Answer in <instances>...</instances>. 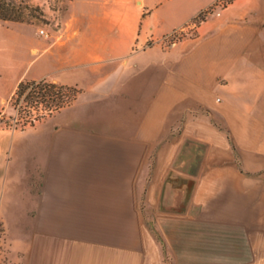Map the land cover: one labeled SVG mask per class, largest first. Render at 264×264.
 <instances>
[{
    "label": "crops",
    "instance_id": "0c3cea01",
    "mask_svg": "<svg viewBox=\"0 0 264 264\" xmlns=\"http://www.w3.org/2000/svg\"><path fill=\"white\" fill-rule=\"evenodd\" d=\"M216 1L70 0L47 37L0 20L1 115L21 82L76 91L0 130L13 264H264V0Z\"/></svg>",
    "mask_w": 264,
    "mask_h": 264
},
{
    "label": "rangeland",
    "instance_id": "374dc122",
    "mask_svg": "<svg viewBox=\"0 0 264 264\" xmlns=\"http://www.w3.org/2000/svg\"><path fill=\"white\" fill-rule=\"evenodd\" d=\"M8 2L17 4H21L20 9L22 12V21L27 23H32L38 26L40 29L44 30V34L49 35L52 32V29H56L57 26L63 27L64 29L69 30L72 25V19L70 17L69 12V1L70 0H7ZM212 11L211 8L207 9ZM29 35H34V30L29 28ZM182 33V32H181ZM181 36V34L179 35ZM47 37V36H46ZM28 57H24V60H28ZM43 91H46V94H50V91L55 96L54 92L57 89L54 88H46ZM42 91V92H43ZM64 95H66L67 102L69 103L73 96H75L76 91L72 88H63L61 90ZM27 94V92L19 97L18 100H14L10 97L6 104V109L1 116L0 114V130H13L14 128H23L32 124L36 120H40L46 115L50 114V99H39L38 97L34 98H26L23 100V97ZM16 96L14 95V98ZM54 100L60 102V100H65L60 97H55ZM53 104V103H52ZM3 222L0 219V264H13L8 257V247L6 241V234L3 228Z\"/></svg>",
    "mask_w": 264,
    "mask_h": 264
},
{
    "label": "trees",
    "instance_id": "16d2710c",
    "mask_svg": "<svg viewBox=\"0 0 264 264\" xmlns=\"http://www.w3.org/2000/svg\"><path fill=\"white\" fill-rule=\"evenodd\" d=\"M19 5L21 4H17L16 6L14 3L8 2L7 0H0V20L3 21L21 20L22 12ZM46 88L57 89V91L54 92L55 96L52 94L51 91L50 94L49 93L46 94V91H43ZM63 88L66 89V87H60L55 84L49 83L45 80L38 79V80L26 81L18 84L16 92L14 93L16 97L14 98V95H12L13 96L12 98L14 100H18L19 97L21 98V96L27 92V94L23 97V100H26L27 97L28 98L38 97L40 100L43 99V101H45L46 99H50L49 111L53 112L54 110L59 109L68 103L66 95H64L63 92L61 91L63 90ZM55 97L57 98L60 97L62 99L65 98V100H60V102H57V100H54ZM31 122H29L30 125H32Z\"/></svg>",
    "mask_w": 264,
    "mask_h": 264
},
{
    "label": "built area",
    "instance_id": "2783aa9c",
    "mask_svg": "<svg viewBox=\"0 0 264 264\" xmlns=\"http://www.w3.org/2000/svg\"><path fill=\"white\" fill-rule=\"evenodd\" d=\"M231 0H217L216 1V5L219 7H223L226 5L227 2H229ZM208 12L207 9H205L204 11L200 12V14H198L197 18H201L202 16H204L206 13ZM264 20V17H263ZM39 33L40 34H44L43 30L39 29ZM181 34V30H173L172 32H169L168 34H166L165 36H163V40H168L170 43H174L180 36Z\"/></svg>",
    "mask_w": 264,
    "mask_h": 264
}]
</instances>
